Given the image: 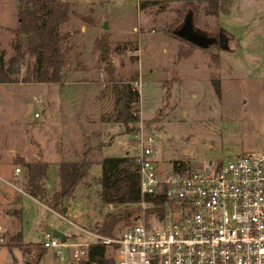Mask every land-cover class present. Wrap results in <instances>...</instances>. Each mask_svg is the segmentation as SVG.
Segmentation results:
<instances>
[{"label": "rangeland", "instance_id": "rangeland-1", "mask_svg": "<svg viewBox=\"0 0 264 264\" xmlns=\"http://www.w3.org/2000/svg\"><path fill=\"white\" fill-rule=\"evenodd\" d=\"M68 1L74 4L75 15L71 16L66 29L74 31L70 43L75 52L81 53L79 59L84 68L76 71L72 80L80 77L82 80L95 79L103 69L105 63L100 60L96 47V40L102 35L112 48L118 42L129 40L133 44L138 41L139 51L135 54L139 55L142 124L144 130L151 131L155 140L154 157L159 174L173 173L175 163L182 165L181 172H188L212 168L237 155L264 151V0H230L228 12L217 17L205 15L200 9L195 15V25L212 34L216 30L227 33L229 48L196 49L183 59L177 58L181 40L170 36L164 29L174 26L178 16L176 9L187 1L197 0H163L162 4L156 2L143 8L136 6L133 0ZM205 5L203 3L202 7ZM89 8L98 13L96 18L100 22L95 19L93 25L80 18ZM104 21H108L110 31L101 27ZM17 22V0H0V43L6 51H9L8 37L14 36L11 28L16 27ZM129 53L112 51L108 56L116 60L115 76L122 81L131 78L136 68ZM213 54H217L219 61L215 62ZM102 77L107 78L105 71L101 73ZM213 77H218L221 82L219 95L211 82ZM164 85L171 93L168 102L164 96L167 90ZM109 87L112 89L111 83ZM66 89L68 94L80 98H86L95 90L94 86L82 85L67 86ZM108 92L104 94L103 101L107 119L115 110L112 90ZM134 107L136 104H131V108ZM35 108H38L37 104ZM45 117L43 115L42 120ZM8 118L17 119V114L12 107L0 106V122ZM101 124H104L105 133H111L112 141L101 147L99 156H133L140 150L136 145L137 131L134 135L126 132L114 121L104 120ZM1 128L0 124V174L8 176L15 167L11 159L12 147L20 143V137L14 135L10 138ZM79 138L70 145L71 149L80 147ZM28 139L26 137L23 149L26 154L35 153ZM55 156L52 154L47 160L49 193L56 185L59 172ZM72 156L78 155L72 152ZM18 167L22 178L24 168ZM100 173V165L94 162L89 173L77 184L74 197L65 199L53 211L20 192V188L24 191L22 180L9 178L7 184L0 179V264L31 263L30 255L23 254L18 246L9 245V241L20 234L23 244L43 243L44 224L66 234L64 242L76 243L86 241L88 231L98 232L110 213L128 212L129 217L113 228L111 237L118 238L136 215L142 213V209L137 205H103L98 194ZM63 206L66 207L65 212ZM148 211L145 210V217H150ZM108 247L109 254L113 256V246ZM75 248L63 247V253L58 256L60 262L68 257L76 260L72 256ZM54 250L47 248L39 264H59Z\"/></svg>", "mask_w": 264, "mask_h": 264}, {"label": "built area", "instance_id": "built-area-1", "mask_svg": "<svg viewBox=\"0 0 264 264\" xmlns=\"http://www.w3.org/2000/svg\"><path fill=\"white\" fill-rule=\"evenodd\" d=\"M133 1L139 6L142 0ZM132 86L140 99V82ZM132 104L140 148L134 155L140 193L136 205L142 213L118 238L88 231L91 241L66 243L44 233L43 246L58 256L63 247H77L72 251L76 261L98 243L115 244L113 264H264V151L237 155L212 168L159 174L155 140L144 130L141 104ZM19 172L15 167L14 173ZM151 199H163L162 215L150 210L145 217Z\"/></svg>", "mask_w": 264, "mask_h": 264}, {"label": "trees", "instance_id": "trees-1", "mask_svg": "<svg viewBox=\"0 0 264 264\" xmlns=\"http://www.w3.org/2000/svg\"><path fill=\"white\" fill-rule=\"evenodd\" d=\"M156 2L162 4L163 0H143L139 7L143 8ZM203 3L206 5L202 7ZM229 3L230 0L187 1L175 10L178 16L174 26H168L164 31L181 40L177 49L178 59L186 58L196 49H201L175 35L174 31L181 26L184 15L191 12L195 24V15L200 9L205 15L217 17L228 12L227 5ZM73 6L74 4L68 0H17L18 22L17 26L11 29L14 36L10 44V56L5 59V52L0 49V83L16 82L19 79L25 82H64L69 76L71 68H82L83 63L79 59L81 53L75 52L70 43L74 31L66 29L71 16L75 15ZM93 11L92 8H89L87 13L80 15V18L84 22L94 24ZM96 47L100 52V60L105 63L104 71L107 80L112 84L115 107L113 120L122 125L126 132L137 131L135 126L137 119L131 113V104L139 101L138 91L132 86L133 82L137 80V74L127 81L118 79L115 76L112 61L108 57L112 51L135 50L136 42L133 44L129 41L118 42L112 48L105 35H102L96 40ZM214 47L218 48L216 44H213L202 50L208 51ZM212 56L215 58V62L219 61L217 54ZM22 68H24L23 71ZM211 82L219 95V78L213 77ZM166 88L164 96L168 102L171 93L169 87L166 86ZM166 107L167 103L164 105V108ZM159 113L161 116L162 111ZM101 147L102 143L98 144L97 150ZM93 151L94 147L86 146L75 159L60 163L58 189L52 193L50 198L47 197L45 186L48 162L40 148L37 150V158L34 161L27 162L23 158L17 157L15 162L24 168V191L54 210L65 199L74 197L75 188L87 173L88 166L96 162L101 168L97 183L99 184L98 194L103 205H136L140 201V193L134 155L94 158ZM173 167L176 171H182L180 163H175ZM145 200L150 201L149 198ZM151 200L153 207L149 211L155 210L159 215H162L163 199ZM128 217V212L124 214L110 213L105 218L102 228L96 233L111 237L115 225ZM20 239V234L12 237L9 245L18 246L23 254L30 255L31 263L29 264H39L47 248L40 242L23 244ZM108 248V246L98 243L88 246L87 253L79 264H113L114 258L109 254Z\"/></svg>", "mask_w": 264, "mask_h": 264}, {"label": "crops", "instance_id": "crops-1", "mask_svg": "<svg viewBox=\"0 0 264 264\" xmlns=\"http://www.w3.org/2000/svg\"><path fill=\"white\" fill-rule=\"evenodd\" d=\"M92 15L94 16L97 22H100V20L99 19L97 20L96 18L98 16L97 12L95 13V11H93ZM106 24L108 26V21H106ZM196 27L200 28L198 26ZM108 29L110 31L109 26L106 30ZM202 30L204 32L209 31L207 29H202ZM10 32L12 33V31ZM12 39H13L12 36L8 37V42L10 44ZM10 44L8 46H9V51L11 53ZM0 49L4 50L5 59H7L10 56L9 51H6V49H4V47L1 46V43H0ZM138 49H139V44L138 41H136L135 50H127L126 52L127 53L130 52L129 53L130 56H132L135 61L134 65L136 64L135 65L136 68L134 69L133 76L137 74V80L135 81L140 82L139 55L135 54V52L137 53L139 51ZM111 61L115 68L116 60L112 58ZM80 69L81 70L84 69L83 66ZM80 69L71 68L70 74L64 82H25L19 79L16 82L0 83V106L4 107L5 105V107H12L14 113L17 114V119L11 120L8 118L0 122V124L2 125L1 129L7 131L10 138L13 137L14 135L20 137V143L17 144L15 143L13 144L12 147L13 153L11 159H12V163L15 164V167L21 165L15 162V159L17 157H21L27 162L34 161L37 158L38 148H40L46 161L48 160V157H50L52 154L56 155L55 161L58 165V169L62 161L72 160L76 158L73 156L71 158L72 152L73 155L77 156L79 153L83 152L86 146L94 147V151H93L94 158H101V156H99L101 148L97 150V145L102 143V147H103L112 141L111 133L110 132L105 133V130L103 128L104 126L102 127V125L104 124L101 123H104V120L114 121L113 115L109 119H107L105 116V109L103 103L105 97L104 94L112 90V94L114 98V93H113V89H110L109 87L110 82L107 80V78L106 79H104L103 77L101 78V73L104 71V67L103 69L102 68L100 69L95 79L92 78L88 80L86 79L82 80L83 77H80V79L72 80V75ZM73 85H82V86H91V87L94 86L95 90H93L91 94L86 95V98H80V97H76L74 94L67 93L66 91L67 86H73ZM51 89L53 90L52 96H50ZM109 93L110 92H108V94ZM35 104L38 105L37 109L35 108ZM140 104L142 107L141 95H140ZM36 112L39 113V116L37 117L34 116V113ZM43 115H46V117L42 120ZM78 131L81 132L79 135H76L75 133H79ZM29 133L31 134V137L29 136ZM131 134L134 135V132H131ZM26 137L29 138L28 142L33 145L35 153L29 152L28 154H26V152L24 151L23 149L24 143L26 144L27 142ZM78 137H80L79 138L80 147H78L77 150L74 149L75 150L74 152V150L71 149L70 145ZM93 164L94 163H91L88 166L87 168L88 173H89V169ZM14 169L12 172L8 174V176L7 175L4 176L0 174L1 182H6L8 184L7 180L8 181H10L11 179L12 181L22 180L21 184L23 186L24 185L23 174L21 178L20 175L21 171L15 174ZM10 186H12V184H10ZM45 186L48 197V195L49 196L52 195V193L57 189L58 178L56 181V185L52 190V193H49V190L51 189V185L48 183L47 176L45 179ZM19 191L23 193L25 192L22 190ZM44 206L48 207L46 204H44ZM65 211H66V207L63 206V212ZM92 239L93 238L90 235H88L86 241H91ZM54 254L55 257L59 259L58 260L59 264H79L80 262V261L72 260L70 257L64 258L60 262V258L58 257V255H56L55 250H54Z\"/></svg>", "mask_w": 264, "mask_h": 264}, {"label": "water", "instance_id": "water-1", "mask_svg": "<svg viewBox=\"0 0 264 264\" xmlns=\"http://www.w3.org/2000/svg\"><path fill=\"white\" fill-rule=\"evenodd\" d=\"M102 27L104 29L108 28L106 21L102 23ZM174 33L177 37L192 43L201 49H206L215 42H218V47L220 48H229L228 41L230 37L227 33L219 32L217 38L208 36L207 33L202 29L194 27L192 14L190 12L187 13V15L184 17L182 25L177 30H175ZM43 231L45 234L57 237L61 241L66 240V235L62 231L52 228L49 224L43 225ZM26 264L29 263L27 262Z\"/></svg>", "mask_w": 264, "mask_h": 264}, {"label": "flooded vegetation", "instance_id": "flooded-vegetation-1", "mask_svg": "<svg viewBox=\"0 0 264 264\" xmlns=\"http://www.w3.org/2000/svg\"><path fill=\"white\" fill-rule=\"evenodd\" d=\"M187 13H189V12H187ZM187 13L184 15V17L187 15ZM191 13V12H190ZM192 14V13H191ZM184 17H183V20H184ZM193 20V19H192ZM182 23H183V21H182ZM194 24V23H193ZM182 25V24H181ZM194 27H196V25L194 24ZM197 28V27H196ZM206 33H207V35L208 36H210V37H218V34H219V32L217 31V32H215L214 34H212V33H210L209 31H206ZM214 44H216L217 46H218V42H215ZM213 45V44H212Z\"/></svg>", "mask_w": 264, "mask_h": 264}]
</instances>
